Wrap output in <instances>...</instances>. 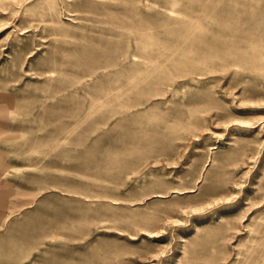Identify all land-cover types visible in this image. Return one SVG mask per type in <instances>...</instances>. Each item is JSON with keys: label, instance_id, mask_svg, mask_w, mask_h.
<instances>
[{"label": "rangeland", "instance_id": "374dc122", "mask_svg": "<svg viewBox=\"0 0 264 264\" xmlns=\"http://www.w3.org/2000/svg\"><path fill=\"white\" fill-rule=\"evenodd\" d=\"M264 0H0V264H264Z\"/></svg>", "mask_w": 264, "mask_h": 264}, {"label": "bare ground", "instance_id": "6f19581e", "mask_svg": "<svg viewBox=\"0 0 264 264\" xmlns=\"http://www.w3.org/2000/svg\"><path fill=\"white\" fill-rule=\"evenodd\" d=\"M263 54H264V50H263V52H262Z\"/></svg>", "mask_w": 264, "mask_h": 264}]
</instances>
